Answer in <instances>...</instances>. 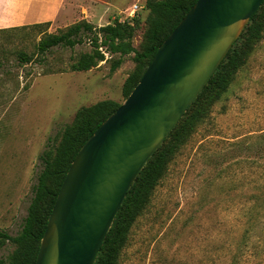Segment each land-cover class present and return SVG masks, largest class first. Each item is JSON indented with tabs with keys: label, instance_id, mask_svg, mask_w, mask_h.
I'll use <instances>...</instances> for the list:
<instances>
[{
	"label": "rangeland",
	"instance_id": "obj_1",
	"mask_svg": "<svg viewBox=\"0 0 264 264\" xmlns=\"http://www.w3.org/2000/svg\"><path fill=\"white\" fill-rule=\"evenodd\" d=\"M146 1L67 0L43 33L0 31V233L20 232L48 139L81 107L106 99L123 103V82L135 68L128 55L110 72L105 53L98 66L71 71L70 64L91 50L88 41L46 55L37 52L39 41L82 20L101 27L116 19L134 26L132 45L140 49ZM6 4L0 0L4 12ZM259 23L258 37L243 43L244 63L226 91L193 109L204 114L173 146L117 264H264V11ZM21 53L28 62H20ZM13 249L3 242L0 259L6 262Z\"/></svg>",
	"mask_w": 264,
	"mask_h": 264
},
{
	"label": "water",
	"instance_id": "obj_2",
	"mask_svg": "<svg viewBox=\"0 0 264 264\" xmlns=\"http://www.w3.org/2000/svg\"><path fill=\"white\" fill-rule=\"evenodd\" d=\"M264 0H196L74 156L34 264H94L129 188Z\"/></svg>",
	"mask_w": 264,
	"mask_h": 264
},
{
	"label": "trees",
	"instance_id": "obj_3",
	"mask_svg": "<svg viewBox=\"0 0 264 264\" xmlns=\"http://www.w3.org/2000/svg\"><path fill=\"white\" fill-rule=\"evenodd\" d=\"M195 1L147 0L145 2V8L148 10L147 27L144 33V43L140 49L132 45L134 26L126 21L120 22L115 19L113 23L101 27H95L82 20L69 26L60 34H48L39 41L37 52L43 55L53 47L72 48L88 41L91 50L82 53L75 62L70 64L71 71H88L104 61V54L107 53L111 57L110 72H114L122 63L124 56L132 55L135 68L122 85L125 100L139 82L158 46L172 32ZM263 11L264 1L251 16L248 25L193 103L145 163L119 207L94 264H117L119 252L126 242L129 229L145 208L155 186L161 179L165 165L174 151L173 146L184 140L190 128L204 114L203 108H197L195 111L193 109L202 99L201 102L207 107L211 101L226 91L233 74L244 63L247 47L243 43L248 39L257 38L261 31L259 17ZM49 24L50 22H44L0 29V31L31 28L43 33ZM87 34L91 36L88 38ZM19 60L24 64L29 61V57L21 53ZM119 106L120 104L115 101L106 99L81 107L76 111L70 124L64 125L55 136L48 139V145L39 157L42 167L37 174L20 232L15 236L0 233V247L5 241H9L14 246L7 261L0 259V264L35 263L48 216L74 156L97 127Z\"/></svg>",
	"mask_w": 264,
	"mask_h": 264
},
{
	"label": "crops",
	"instance_id": "obj_4",
	"mask_svg": "<svg viewBox=\"0 0 264 264\" xmlns=\"http://www.w3.org/2000/svg\"><path fill=\"white\" fill-rule=\"evenodd\" d=\"M67 0H3L8 12L0 7V29L51 22L64 8Z\"/></svg>",
	"mask_w": 264,
	"mask_h": 264
},
{
	"label": "built area",
	"instance_id": "obj_5",
	"mask_svg": "<svg viewBox=\"0 0 264 264\" xmlns=\"http://www.w3.org/2000/svg\"><path fill=\"white\" fill-rule=\"evenodd\" d=\"M137 9V7L134 5L132 8V12H134Z\"/></svg>",
	"mask_w": 264,
	"mask_h": 264
}]
</instances>
